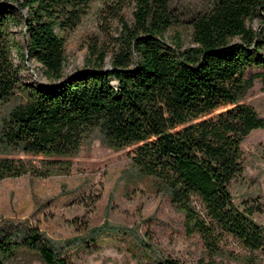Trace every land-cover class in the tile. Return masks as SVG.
<instances>
[{
	"label": "trees",
	"instance_id": "trees-1",
	"mask_svg": "<svg viewBox=\"0 0 264 264\" xmlns=\"http://www.w3.org/2000/svg\"><path fill=\"white\" fill-rule=\"evenodd\" d=\"M90 1L0 0V105H7L0 110V180L66 173V158L96 132L109 149L130 147L134 173L181 213L184 233L202 244L195 264H219L228 239L251 264L264 247V229L252 218L262 210L236 204L229 186L242 171L241 141L264 129L242 101L253 79L264 87V0H207L186 20V46L165 36L179 21L171 0H109L120 26L109 67L103 52L90 49L82 69L64 75V35ZM10 26L20 27V40ZM25 62L36 64L38 80L20 81ZM251 67L259 70L246 77ZM16 153L38 163L8 157ZM23 251L43 264H68L36 227L1 223L0 264ZM153 264L185 263L162 257Z\"/></svg>",
	"mask_w": 264,
	"mask_h": 264
},
{
	"label": "rangeland",
	"instance_id": "rangeland-1",
	"mask_svg": "<svg viewBox=\"0 0 264 264\" xmlns=\"http://www.w3.org/2000/svg\"><path fill=\"white\" fill-rule=\"evenodd\" d=\"M179 21L169 28L166 38L179 37L189 44V14L203 9L207 0H171ZM109 0H91L78 23L64 35L63 74L82 69L90 49L103 52L102 66L108 68L117 50L120 26L109 15ZM120 15L130 19L129 7ZM19 26H10L20 40ZM16 61V60H15ZM36 64L25 62L18 76L21 82L38 80ZM259 68L251 67L248 77ZM242 101L251 105L264 120V87L257 78ZM7 105H0V110ZM130 147L112 150L93 132L73 156L67 157L66 173L46 177L24 174L0 180V224L23 222L36 227L63 251L68 264H153L162 257L195 264L203 256L200 239L186 235L182 215L170 205L163 191H157L149 178L134 173L129 160ZM240 176L229 186L236 204H257L261 212L252 218L264 229V129L251 130L241 141ZM0 156H2L0 154ZM8 157L38 163L39 157L21 153ZM66 246V247H65ZM226 255L219 264H244L247 253L236 242L224 244ZM251 264H264V247ZM11 264H43L32 252H19Z\"/></svg>",
	"mask_w": 264,
	"mask_h": 264
}]
</instances>
